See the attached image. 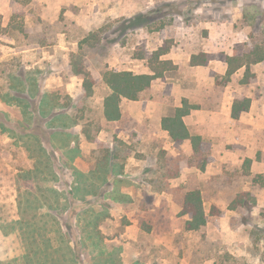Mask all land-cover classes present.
<instances>
[{"label": "rangeland", "instance_id": "rangeland-1", "mask_svg": "<svg viewBox=\"0 0 264 264\" xmlns=\"http://www.w3.org/2000/svg\"><path fill=\"white\" fill-rule=\"evenodd\" d=\"M16 1L0 0V25L6 28L0 38V264H264V205L223 211L215 203L226 202L229 207L239 193L249 192L245 190L252 178L245 175V160L238 171H228L226 188L214 179L201 182L194 173L187 183H170L162 176L176 173L181 163L201 170L206 156L212 155L210 139L203 138L208 151L202 156L160 154L155 163L149 149L116 143L121 159L111 158L108 165L95 160L90 167L93 179L87 181L88 174L72 164L79 153L66 148L64 139L51 135L52 126L45 124L53 108L47 107L43 116L39 105L34 107L46 97L50 105H67L71 96L66 83L75 77L70 62L76 52L83 57L87 72L98 80L82 114L91 134L96 136L103 129L106 135L111 130L109 137H117V125L108 127L100 119L101 98L106 93L103 73L108 69L140 73L143 65L149 68V62L136 55L157 51L164 44L181 60L203 51L213 57L205 68L168 71L146 92V97L151 96L158 85L166 83L163 95L168 98L169 115L175 110L172 84L177 78L189 101L202 109L233 106L235 95L252 98L251 105L255 101L262 107L264 65L252 67L256 78L249 85L241 84L244 69L225 89L213 87L211 74L226 69L220 53L231 55L237 44L252 46L263 38L264 0H84L78 3L81 6L51 7L48 20L42 16L48 0ZM14 8L25 14L22 21H14L15 25L23 22L25 32L9 27ZM78 16L80 23L75 19ZM96 38L101 41L93 47ZM40 44L52 47L44 51L38 49ZM42 50L48 66L40 69L35 63ZM18 77L22 83H17ZM77 78L73 99L83 94L79 84L84 79ZM69 113L75 116L74 111ZM68 131H75L80 139L79 127ZM204 131L206 136L210 133ZM260 137L264 141V133ZM131 154L145 160L150 156V168L139 179L118 176L122 165L125 172L123 159ZM149 186L172 193L167 201L155 199L145 191ZM124 188L137 193H121ZM219 189L225 192L218 193ZM190 190L203 192L208 216L207 226L198 232L186 231L188 217L181 215L183 197ZM256 191L258 187L251 192L264 201V193ZM109 199L120 204L112 207ZM133 225L137 227L132 229Z\"/></svg>", "mask_w": 264, "mask_h": 264}, {"label": "crops", "instance_id": "crops-1", "mask_svg": "<svg viewBox=\"0 0 264 264\" xmlns=\"http://www.w3.org/2000/svg\"><path fill=\"white\" fill-rule=\"evenodd\" d=\"M84 0H48V7L47 10L43 13V19L46 20L50 17V12L48 9H51V7H63L65 5H71V3H74L75 5L81 6L80 3ZM2 13V12H0ZM56 13V12H55ZM81 16L76 17V21L80 23ZM65 35V33H63ZM59 47V45H57ZM56 46V49H57ZM40 47L45 51L46 48H51L52 46L45 47L43 44H40L38 49ZM37 48V47H35ZM33 48V50H35ZM62 49L61 47H59ZM65 49V48H63ZM41 50V49H40ZM42 50V51H43ZM43 51V55L41 58H39L36 63L35 67L39 66L40 69H42L43 65L48 66V63L46 62V59H48L45 56V52ZM57 50H55L54 53H51V56L49 58H53L56 54ZM187 56L185 60L182 56L179 54H176V51L173 49L171 52H169L167 55H165L162 59L163 60H171L174 65L179 67V73L182 70V68H189V69H200L205 68L203 66L199 67H192L190 65L191 57ZM49 61V60H48ZM42 64V65H40ZM30 66L27 65L26 68L30 69ZM123 70V71H128ZM132 72V70H130ZM226 69L220 70L219 74H225ZM135 74H151L150 68L143 65V71L140 73L133 72ZM79 76L71 77L69 82L66 83V90L69 92L71 98L75 97L74 91L77 90L75 87L74 90V81ZM167 79V76H166ZM156 81H161V79H157L153 82L152 87L150 89H153L155 86ZM48 86L46 87L49 89L51 87V77L46 80ZM101 82L103 83V79L101 78ZM166 83L162 82L160 85L157 86V88L154 90V93L152 92L151 96L146 97L145 91L141 94V97L137 101H131L127 99H123L121 103V119L119 121L115 122H108L103 115V104L104 99L109 93L108 88L104 85V88L106 89L105 95L101 98L102 103L101 108L99 110L100 119L104 124H107L108 127H110L111 124L117 125V127H114L115 132L117 133V138L123 143H126V145H132L135 143V146H139V148H147L149 149L148 155L151 153V158L153 159L152 163L157 162L159 159L157 158V155L160 154L163 155H173V157H178L181 154H183L186 157H191L194 152L191 145V142L189 140L185 141L181 145V152L180 150L176 149L174 147V143L172 142L169 133L165 130H163L161 122L162 119L169 115L166 109V103L165 100L168 99L163 95L164 92V85ZM78 85V84H77ZM173 85V96H174V107L178 108L181 106L182 100L184 98H187L189 100V96L186 92V90L183 87V83L180 81V79H176L175 83ZM215 83L213 84L214 87ZM83 85L82 82L79 84V90L83 93ZM81 92H77L80 94ZM157 93V98L155 97ZM77 94V95H78ZM83 95V94H82ZM193 104V103H192ZM262 107L255 104V101L251 105L249 111L241 113L239 119H233L232 118V104L230 103L229 106L223 105L222 107H219V109H200V110H193L190 115L184 118V121L191 133V135H199L204 139H210L212 144V158L213 162L210 163L205 171L199 170L196 167L188 168L187 166L185 169L182 170V172L179 174L178 177L170 179V175L167 176L164 174L162 178L164 180H168V182H176L179 181L181 183H187L188 178L190 177L191 173H194L195 176L199 179V181L214 179L218 180V184H221L222 188H226L228 186V182L230 179V174H228V171L235 169L236 171L239 170V167L241 168V165L243 164L244 160L250 159L252 160L251 165V173L253 176L255 175H263L264 176V141L261 140V134L264 133V103L261 104ZM120 126H118L119 124ZM79 131L81 134L80 139L78 140L79 145V155L78 157H75V163H72L75 166H78L77 168L80 170H83V173L88 174L85 175V178L88 180L93 179L90 175L92 166V163L95 162L97 157V151L98 146L93 141H90L87 139V137L82 133L83 126H78ZM75 127L74 129L77 128ZM81 127V130H80ZM113 129V128H112ZM205 129H208L210 133L205 135ZM99 134H96V138H98L102 142H111L112 145L115 144L114 139L115 135L111 138L109 137L110 131H108L107 135L103 129L99 131ZM72 133V132H71ZM75 133V131L73 132ZM76 134V133H75ZM207 137V138H206ZM66 148L68 147L69 150H73L77 143L76 141H72V143L67 142ZM142 153H145V150H142ZM148 157V156H147ZM77 158V159H76ZM148 160H145L142 158H137L134 156V154L129 155L128 158H125L123 162L125 163V172L123 174V168L124 165H122V172L119 173V177L126 178V179H139L144 171L146 169L149 170L150 168V156L148 157ZM121 159V157L119 158ZM118 160V159H117ZM83 162V164L81 163ZM164 162V160H163ZM123 164V163H122ZM82 168H81V166ZM154 165V164H153ZM155 166V165H154ZM165 167V166H164ZM162 175V173H161ZM146 176V175H145ZM221 182V183H220ZM251 184V182H249ZM251 186V185H250ZM258 187V186H257ZM257 187H249L248 190L251 192L253 188ZM125 190V188L121 191V193L124 194H130L133 195L134 192ZM146 193L150 195H154L155 199H162L164 197L165 201L167 196L171 195L170 189H156L151 186L145 188ZM225 190L220 191L218 190V193H223ZM227 192V191H226ZM261 192L264 193V188L258 187V191L256 193L258 194ZM93 194L95 192L92 191ZM137 193V191H136ZM203 194V192H202ZM162 196V197H161ZM159 199V200H160ZM169 199V198H168ZM136 200V198H134ZM138 202H142L143 200L137 199ZM136 200V202H137ZM259 206L264 205V201L258 198ZM117 202L116 199L108 200V204L112 207L117 206L120 203ZM137 202V203H138ZM217 207L221 210H229L228 203H218L215 202ZM106 205V204H104ZM103 206V205H102ZM133 223V221H132ZM136 228V225L132 226L133 228ZM127 231H130L129 229ZM138 233V232H137ZM138 255L140 253L138 252ZM139 258V256H137Z\"/></svg>", "mask_w": 264, "mask_h": 264}, {"label": "trees", "instance_id": "trees-1", "mask_svg": "<svg viewBox=\"0 0 264 264\" xmlns=\"http://www.w3.org/2000/svg\"><path fill=\"white\" fill-rule=\"evenodd\" d=\"M31 0H26L24 4H27ZM17 3L18 0L16 1ZM25 14L18 8L13 9V15L11 18L10 28L25 32L24 23L21 22L18 25L14 24L15 20L22 21ZM129 22L134 23L132 19ZM147 25V24H146ZM6 28L0 25V38L3 37ZM95 35V36H94ZM92 37H97L94 34ZM263 37L259 41L253 43L250 46L247 42L237 44L231 55L226 53L219 54V60L222 61L226 66L225 74H219L212 72L211 76L215 79L214 88L225 89L231 82L232 78L239 71L244 69V77L241 80V84L249 85L252 80L256 78V74L252 71V67L255 65H264V30L260 32ZM90 41V40H89ZM101 40L96 38V43L91 44L95 47L97 42ZM87 40H85V43ZM171 50V46L164 44L157 51L149 52L143 50L137 54L136 58L139 60H148L151 74H135L131 71H119L117 69H108L103 73V83L108 88L109 93L104 99L103 104V115L108 122H115L121 119V103L123 99L137 101L140 99L141 94L152 87V84L157 79H164L165 74L168 71L177 68L171 60H163L162 57L167 55ZM213 60L210 54L207 52H201L199 54H193L191 57L190 65L192 67L209 65L210 61ZM71 75L79 76L84 79L83 82V95L80 98L73 99L67 97L68 103L65 106L60 104L50 105L47 100L41 99L40 103H35L36 109L38 105L40 112L45 115L47 107L53 108L50 112L49 118L46 119L45 124L50 123L52 126L51 135L61 136L64 139L65 144L67 142L78 140L75 133H71L68 130L74 129L78 126H83L82 133L87 137L88 140L93 141L98 146L97 151V164L108 165L110 159H119L118 150H116V143L123 145V142L115 137V144L111 142H102L98 138L91 134L89 129V123L83 117L85 112V102L88 101L94 94L95 85L98 80L93 78L89 72L85 69L83 57L76 52L72 53L70 62ZM17 83H22L21 77L16 78ZM252 103V98L244 95H235V100L232 107V118L239 119L241 113L249 111ZM57 112H53L54 109H58ZM202 109L198 104H192L187 98L182 100L181 106L175 108L172 115H168L162 119L161 125L163 130L169 133V136L174 143V147L178 150L181 149V145L189 140L191 142L193 152L195 156H202L205 151H208V144L199 135H191L184 118L191 114L193 110ZM212 110V108H209ZM70 111H74V115H70ZM49 126V127H51ZM34 135V133H32ZM61 138V140H62ZM77 146L73 151L79 153L78 141ZM213 162L212 156H206L203 164L200 166L201 170H205L206 166ZM252 160L246 159L244 167L246 170L245 175L251 177V187L264 188V177L262 175L253 176L251 173ZM186 167V164L181 163L177 165L178 171L170 175V179L178 177L182 170ZM257 198L252 192H241L233 200L229 206V210H238L240 207H248L252 210L257 206ZM181 215L187 216L188 219L185 223V230L189 232H198L205 228L208 224V216L204 208V198L200 190H190L186 192L182 201ZM215 211L216 208H213ZM219 214L224 215L223 212L217 211ZM98 229V228H96ZM99 231V230H98ZM76 252V250H74ZM78 255L75 254V260Z\"/></svg>", "mask_w": 264, "mask_h": 264}]
</instances>
